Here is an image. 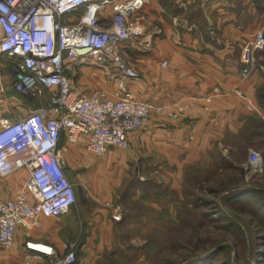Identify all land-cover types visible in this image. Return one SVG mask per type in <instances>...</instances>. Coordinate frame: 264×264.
<instances>
[{
    "label": "crops",
    "instance_id": "1",
    "mask_svg": "<svg viewBox=\"0 0 264 264\" xmlns=\"http://www.w3.org/2000/svg\"><path fill=\"white\" fill-rule=\"evenodd\" d=\"M140 18L139 33L122 50L139 77L124 83L149 104L148 125L129 134L127 149L110 148L103 156L88 153L82 140L62 139L68 148L66 174L81 187L85 207L82 212L73 207L58 219L39 218L29 238L19 229L14 247L0 250V264H25L27 241L59 248L77 239V264H104L103 252L115 243L108 231L120 226L113 216L125 181L152 180L177 193L187 170L227 158L252 120L264 119L257 98L264 72L255 66L247 78L241 76L244 46L264 30V0H147ZM9 63L0 62V124L13 121L21 105L40 106L11 89ZM66 74L82 95L119 90V77L111 70L73 62ZM26 181L25 172L0 177V199L14 198ZM141 197L139 189L130 200ZM30 264L50 263L44 257Z\"/></svg>",
    "mask_w": 264,
    "mask_h": 264
},
{
    "label": "built area",
    "instance_id": "2",
    "mask_svg": "<svg viewBox=\"0 0 264 264\" xmlns=\"http://www.w3.org/2000/svg\"><path fill=\"white\" fill-rule=\"evenodd\" d=\"M147 0H0V62L8 60L10 87L40 106L19 120L0 124V177L18 172L27 181L12 199H0V250H11L19 229L30 232L39 218L58 219L76 205L75 186L66 174L68 148L83 141L94 156L127 149L129 134L149 123L150 106L127 91L124 81L139 73L122 56L124 44L139 33ZM264 50V30L243 48L242 78L254 70ZM93 65L119 77V90L82 95L66 74L69 64ZM166 66V63L163 64ZM237 94L251 104L244 94ZM261 173L263 160L251 151L246 164ZM113 216L120 221V209ZM77 241L59 248L27 241L30 260L77 264Z\"/></svg>",
    "mask_w": 264,
    "mask_h": 264
},
{
    "label": "rangeland",
    "instance_id": "3",
    "mask_svg": "<svg viewBox=\"0 0 264 264\" xmlns=\"http://www.w3.org/2000/svg\"><path fill=\"white\" fill-rule=\"evenodd\" d=\"M254 61V66L264 72V50L255 56ZM30 111L28 106H19L14 120L26 117ZM262 140V144L256 146L248 145V142L242 143L243 146L236 145L227 155V161H221L220 165L196 166L187 170L186 173L192 172L193 175L184 177L181 190L177 193L151 180L146 184L156 185L154 190L148 188L146 191V184L138 185L137 190L144 189L147 192L140 201L132 202L129 196L119 199L116 209L121 211V222L120 226L114 225L108 231L115 243L109 246V251L103 252L104 264H187L189 260L203 256L209 247L221 242L231 247V264H247V261H251L255 224L249 226L245 218L229 210L225 199L232 190L256 189L261 191L264 204V138ZM251 151L259 153L263 160L261 173L253 174L246 168ZM224 185L227 187L221 189ZM126 186L124 184L118 192L122 194ZM210 190L219 193L211 195ZM81 192V187L75 186L77 199L74 209L78 212H82L85 207L81 204ZM135 193L133 191V195ZM189 193L213 201L212 212L237 224L241 235L226 236L225 232L202 220L200 211L192 208L190 202L194 201V197H189ZM85 232L83 229L82 233ZM75 241L79 242L78 239ZM262 244L264 242L260 249L264 251Z\"/></svg>",
    "mask_w": 264,
    "mask_h": 264
},
{
    "label": "trees",
    "instance_id": "4",
    "mask_svg": "<svg viewBox=\"0 0 264 264\" xmlns=\"http://www.w3.org/2000/svg\"><path fill=\"white\" fill-rule=\"evenodd\" d=\"M258 6L260 8L262 4L259 2ZM19 97L22 96L19 95ZM257 98L259 105L262 111L264 112V86L258 90ZM25 101H27V99ZM247 128L249 129L243 134V139L239 146H243L242 143L246 144V142H248V145L251 146L262 144V138H264V119H253L252 123ZM61 144H63L62 140ZM221 161L226 162L227 158H220V160L215 163V165H220ZM228 168H230V166ZM189 175L192 176L193 173L187 172L185 176L189 177ZM124 184H127V186L125 188V191L121 194L122 200L125 199L127 196H129V198L132 197L133 191H138V185L146 184V182H140V180L135 179L130 181L127 180L123 183V186ZM144 186H147L144 187L146 188V191H148V188H150L151 190H154L156 188V185H149L148 183ZM225 187L227 186L224 185L221 187V189H224ZM145 190L142 189L143 196L145 195V193H147L145 192ZM209 193L211 195H217L219 191L210 190ZM261 194V191L256 189L232 190L227 194L225 199V205L229 210L236 212L243 219L245 218L248 221L249 226L255 224L256 231L254 232V234H252L255 239V245L253 247L252 260L247 261V264H264V251L260 249L261 243L264 242V204L261 199ZM187 195L189 197H194V201L190 203L192 204V208L194 210L200 211V216L202 217V220H205L209 225H212L215 229L225 232L226 236L236 235L239 237L241 235L239 232L240 228L237 226V224L230 221L228 218L217 216V214H214V212H212L213 201L207 200L202 197L199 198L198 196H195L192 193H189ZM73 207H71L69 211L73 209ZM223 243L224 242H221L216 245H213L212 247H209L210 249L206 250L203 256L193 258L189 260L187 264H231V262L229 261V252L231 250V247L230 245L226 246ZM236 263H238V260Z\"/></svg>",
    "mask_w": 264,
    "mask_h": 264
}]
</instances>
